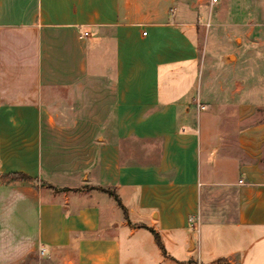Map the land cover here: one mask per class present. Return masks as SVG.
<instances>
[{
  "label": "crops",
  "instance_id": "crops-1",
  "mask_svg": "<svg viewBox=\"0 0 264 264\" xmlns=\"http://www.w3.org/2000/svg\"><path fill=\"white\" fill-rule=\"evenodd\" d=\"M210 1L0 0V264H264V0Z\"/></svg>",
  "mask_w": 264,
  "mask_h": 264
},
{
  "label": "rangeland",
  "instance_id": "rangeland-1",
  "mask_svg": "<svg viewBox=\"0 0 264 264\" xmlns=\"http://www.w3.org/2000/svg\"><path fill=\"white\" fill-rule=\"evenodd\" d=\"M207 15H208V13H207V10H205L204 11V22L205 21H207ZM209 17H211V12H210V15H209ZM202 30H206V28L207 27H200ZM199 38L200 39H202L203 37H204V35H203V31L202 32H200V34H199ZM213 258H212V256H208V257H205L204 258V262H208V263H210L211 261H213L212 260ZM20 264H47L45 261H43L40 257H39V255L38 254H32L31 256H29V257H27L23 262H21Z\"/></svg>",
  "mask_w": 264,
  "mask_h": 264
},
{
  "label": "trees",
  "instance_id": "trees-1",
  "mask_svg": "<svg viewBox=\"0 0 264 264\" xmlns=\"http://www.w3.org/2000/svg\"><path fill=\"white\" fill-rule=\"evenodd\" d=\"M5 178L10 180L11 182H31L32 181L29 177L25 176L24 174H20V173H13V174L5 176ZM111 195L114 196L113 194H111ZM115 199L117 200L116 197H115ZM117 202L119 204L118 200H117ZM147 230L152 234L157 246L162 248L158 235L150 229H147Z\"/></svg>",
  "mask_w": 264,
  "mask_h": 264
},
{
  "label": "built area",
  "instance_id": "built-area-1",
  "mask_svg": "<svg viewBox=\"0 0 264 264\" xmlns=\"http://www.w3.org/2000/svg\"><path fill=\"white\" fill-rule=\"evenodd\" d=\"M215 3H216V0H211V1H210V6L214 5ZM81 36H82V37H85V36H87V33H86V32H83V33L81 34ZM198 108L201 109V110L203 109L202 106H198ZM238 184H240V185H244L243 182H242L241 180H239ZM40 253L42 254V253H43V250H40Z\"/></svg>",
  "mask_w": 264,
  "mask_h": 264
}]
</instances>
